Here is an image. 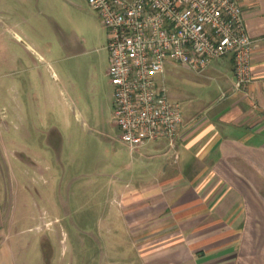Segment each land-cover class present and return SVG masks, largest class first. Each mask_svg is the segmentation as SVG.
<instances>
[{
	"label": "rangeland",
	"instance_id": "1",
	"mask_svg": "<svg viewBox=\"0 0 264 264\" xmlns=\"http://www.w3.org/2000/svg\"><path fill=\"white\" fill-rule=\"evenodd\" d=\"M107 40L86 0H0L1 158L12 162L13 191L28 193V217L17 228L24 232L15 238L26 248L16 264H137L121 187L150 181L164 159L149 156L153 147L138 155L118 138ZM196 78L164 68L161 80L182 116L217 94L212 81ZM12 100L23 107L18 128L27 140L4 127ZM6 135L39 170L5 153Z\"/></svg>",
	"mask_w": 264,
	"mask_h": 264
},
{
	"label": "crops",
	"instance_id": "2",
	"mask_svg": "<svg viewBox=\"0 0 264 264\" xmlns=\"http://www.w3.org/2000/svg\"><path fill=\"white\" fill-rule=\"evenodd\" d=\"M235 1L254 41L252 81L237 85L231 56L214 61L196 79L212 81L217 94L183 114L173 145L159 139L133 150L143 155L153 147L149 156L164 159L150 181L121 187L137 264H264V0ZM22 113L12 100L3 113L6 131L20 130ZM5 144L17 163L40 169L7 135ZM1 151L0 264H16L26 248L15 238L24 232L17 228L28 217V193L13 191L12 162L2 161Z\"/></svg>",
	"mask_w": 264,
	"mask_h": 264
},
{
	"label": "built area",
	"instance_id": "3",
	"mask_svg": "<svg viewBox=\"0 0 264 264\" xmlns=\"http://www.w3.org/2000/svg\"><path fill=\"white\" fill-rule=\"evenodd\" d=\"M86 1L107 31L114 124L129 150L173 145L180 132V104L161 80L167 64L198 74L231 56L237 85L252 81L254 41L235 0Z\"/></svg>",
	"mask_w": 264,
	"mask_h": 264
}]
</instances>
